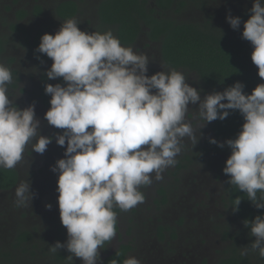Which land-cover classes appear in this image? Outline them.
<instances>
[{
	"label": "clouds",
	"instance_id": "clouds-1",
	"mask_svg": "<svg viewBox=\"0 0 264 264\" xmlns=\"http://www.w3.org/2000/svg\"><path fill=\"white\" fill-rule=\"evenodd\" d=\"M249 11L241 35L253 46L250 58L264 79V0H253ZM226 21L233 30L241 24L240 17L230 14ZM79 23L75 18L62 22L55 34L40 37L35 50L52 61L45 76L64 82L44 85L50 95L44 118L63 130L55 135L56 144H66L64 158L50 170L57 174V205L67 240L57 241L51 251L64 248L70 260L77 257L83 264H98V250L116 236L114 208L126 212L143 203L141 186L163 180L165 170L175 165L184 138L193 146L198 142L196 128L187 119L189 104L198 105L194 119L203 121L199 131L206 123L226 119L230 110L242 115L244 122L235 138L223 143L209 138V143L230 149L222 169L227 183L246 193L256 209H264V83L245 94L244 85L234 82L201 99L200 90L186 82L183 72L162 68L146 75L148 55L121 46L111 29L86 32ZM12 80V70L0 62L3 169H14L24 160L27 146L43 154L52 142V137L39 133L34 105L23 109L14 105L8 94ZM33 195L28 179L15 188L18 206L30 207ZM240 202L236 197L233 212ZM246 222L255 240L250 248H242L241 255L258 251L264 258V213ZM111 264L120 261L113 259ZM123 264L142 261L129 256Z\"/></svg>",
	"mask_w": 264,
	"mask_h": 264
},
{
	"label": "rangeland",
	"instance_id": "rangeland-1",
	"mask_svg": "<svg viewBox=\"0 0 264 264\" xmlns=\"http://www.w3.org/2000/svg\"><path fill=\"white\" fill-rule=\"evenodd\" d=\"M74 1L79 6V13L74 18L80 22V30L103 33L110 29L103 26L97 17L96 7L100 0ZM186 1L183 11L168 12L167 15L179 21L202 23L210 20L218 28H226L236 33H242L243 30L240 27L233 30L226 21V15L239 17L251 9L253 2L202 0V5L199 6L190 0ZM55 2L56 0H0V40L3 43V38H6L7 41L0 49V62L12 70L13 76L8 85L9 97L20 109L34 105L40 135L52 137V142L43 154L32 151L31 145L27 146L24 160L14 168L20 175V181H30V190L34 193L30 207L17 205L16 187L9 191L0 190V249L12 247L20 228L31 230L34 234V254L16 250L17 264H60L53 258L51 246L57 241L63 244L67 240V232L60 222L57 205V174L50 170L58 159L64 158L66 144L64 147L56 144L55 135L63 130L48 124L44 114L50 106H44L38 97L41 76H45L52 61L42 53L40 59L33 58L22 41L26 34L20 29H12V25L16 24L30 34L38 29L55 34L61 23L68 20L55 15ZM36 4L43 11L39 16L32 13ZM23 8L29 15L19 20L15 13ZM130 47L136 52L148 55L146 75L151 76L163 69H171L162 60L159 42H149L144 33ZM176 70L183 72L190 86L200 90L201 99L215 91L204 85L195 73ZM58 79L50 80V84L62 85ZM261 81L264 83V79ZM188 108L187 119L196 128L198 142L193 146L188 138H184L182 151L176 157L175 165L163 173V180H154L150 186H141L140 191L145 195L143 203L126 212L118 208L119 232L111 242L98 250L101 259L119 244L128 242L133 247L127 258L134 256L142 264H214L225 254L232 242L241 250L250 248L246 234L241 233V224L235 220L226 203L222 169L230 154L227 151H203L204 142L213 137L212 122L206 123L199 131V125L203 121L194 119L198 105L189 104ZM160 189H163L164 194L160 193ZM162 195L166 197L164 202L161 201ZM159 226H173L175 236H171L170 230H163L161 238L158 234ZM230 235H235V240ZM238 237L242 244H239ZM254 240L252 238L251 243ZM248 254L252 264H264V258L259 256L258 251ZM74 258L79 264H83L80 258ZM4 261L3 257L0 258V264H4ZM98 264H101L100 260Z\"/></svg>",
	"mask_w": 264,
	"mask_h": 264
},
{
	"label": "trees",
	"instance_id": "trees-1",
	"mask_svg": "<svg viewBox=\"0 0 264 264\" xmlns=\"http://www.w3.org/2000/svg\"><path fill=\"white\" fill-rule=\"evenodd\" d=\"M197 5H202V0H190ZM187 5L186 0H100L96 7V14L99 22L113 31L121 46H130L141 36L142 33L150 41L159 42L161 57L164 64L171 69L193 72L199 80L207 87L222 92L225 88L233 85L234 82H241L244 85L243 92L251 94V91L257 84L262 83L258 76V69L252 63L250 54L253 46L249 41L242 38L241 33H236L226 28H218L211 21L192 22L179 21L170 16L168 12L179 13ZM55 15L60 19L74 18L79 13V6L74 0H56L53 4ZM41 6L36 4L32 13L39 16L42 14ZM19 20L25 19L29 12L26 9H20L16 13ZM250 16V11L242 13L240 29L243 30V22ZM12 29H20L26 34L22 37L28 53L36 59H40V53L36 48L40 43V37L45 34H53L42 29L36 30L30 34L17 26L12 25ZM0 49H2V40H0ZM38 97L44 106H50V95L44 92V85L50 84L46 76H41ZM63 85L61 78L58 79ZM226 103V101H222ZM243 117L238 110H230V115L224 120H214L211 124L212 138L223 143L226 139L235 138L243 124ZM203 151L216 153L218 151H227L230 149L220 148L216 144L209 143V139L204 142ZM189 160L188 156H185ZM225 167V166H224ZM225 178V196L226 203L232 212L233 217L238 221L242 230L246 234L247 242L251 244L250 226L245 227L246 220L251 221L255 216L264 213V209H256L248 200L247 194L240 191L237 186L227 183L229 179L222 171ZM20 175L16 169L0 168V190L9 191L18 186ZM160 193L164 194L163 189ZM259 195V193H258ZM241 199L238 205V211L233 212L235 207V198ZM162 195L161 201H165ZM118 207L114 208L116 214ZM159 236L162 238L161 231L170 230L171 236H175V228L169 226H159ZM119 232V221L117 218L116 234ZM239 233V232H238ZM237 233V234H238ZM235 240V235H230ZM239 244L242 242L239 240ZM237 242V243H238ZM109 243L105 242L104 246ZM36 246L34 234L31 230L20 228L16 233L15 242L10 249H0V255L4 264L16 263V250L21 253L34 254L33 248ZM132 243H121L111 253L104 258H100L101 264H111L113 259H118L120 264L127 258L132 251ZM13 250V251H11ZM64 249H58L53 252L55 258L60 264H79L76 258L68 259L70 253ZM214 264H252L249 254L241 255V249L236 243L232 242L228 246L225 254Z\"/></svg>",
	"mask_w": 264,
	"mask_h": 264
},
{
	"label": "flooded vegetation",
	"instance_id": "flooded-vegetation-1",
	"mask_svg": "<svg viewBox=\"0 0 264 264\" xmlns=\"http://www.w3.org/2000/svg\"><path fill=\"white\" fill-rule=\"evenodd\" d=\"M68 19H70V18H68ZM5 39H6V38H3V43H2L3 45L7 44V41H5ZM147 40H148L149 42H151V43L155 42V41H150L149 39H147ZM134 43H135V42H134ZM134 43H133V44H134ZM133 44H132V45H133ZM132 45H130V46H132ZM130 46H124V47H130ZM40 56H43V55H41V53H40Z\"/></svg>",
	"mask_w": 264,
	"mask_h": 264
}]
</instances>
